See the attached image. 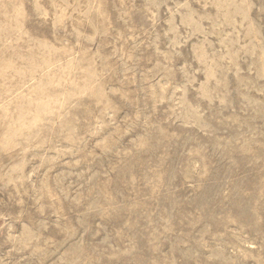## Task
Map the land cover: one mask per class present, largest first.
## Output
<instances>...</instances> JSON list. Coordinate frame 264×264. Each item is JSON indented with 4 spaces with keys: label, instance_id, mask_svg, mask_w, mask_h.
<instances>
[{
    "label": "rangeland",
    "instance_id": "rangeland-1",
    "mask_svg": "<svg viewBox=\"0 0 264 264\" xmlns=\"http://www.w3.org/2000/svg\"><path fill=\"white\" fill-rule=\"evenodd\" d=\"M0 264H264V0H0Z\"/></svg>",
    "mask_w": 264,
    "mask_h": 264
},
{
    "label": "bare ground",
    "instance_id": "bare-ground-1",
    "mask_svg": "<svg viewBox=\"0 0 264 264\" xmlns=\"http://www.w3.org/2000/svg\"><path fill=\"white\" fill-rule=\"evenodd\" d=\"M218 7H223V3L221 1H218Z\"/></svg>",
    "mask_w": 264,
    "mask_h": 264
}]
</instances>
